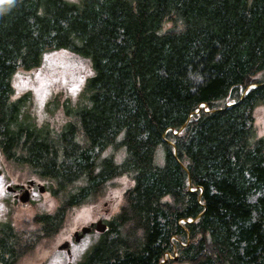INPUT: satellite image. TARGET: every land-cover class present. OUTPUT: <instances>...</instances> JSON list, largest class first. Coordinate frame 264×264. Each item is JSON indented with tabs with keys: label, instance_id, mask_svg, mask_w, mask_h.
I'll return each mask as SVG.
<instances>
[{
	"label": "trees",
	"instance_id": "1",
	"mask_svg": "<svg viewBox=\"0 0 264 264\" xmlns=\"http://www.w3.org/2000/svg\"><path fill=\"white\" fill-rule=\"evenodd\" d=\"M60 49L94 75L57 130L13 99L12 79ZM261 106L264 0L0 3V153L61 204L32 233L0 224V264L123 176L133 186L80 264H264ZM118 147L122 160L107 155Z\"/></svg>",
	"mask_w": 264,
	"mask_h": 264
},
{
	"label": "rangeland",
	"instance_id": "2",
	"mask_svg": "<svg viewBox=\"0 0 264 264\" xmlns=\"http://www.w3.org/2000/svg\"><path fill=\"white\" fill-rule=\"evenodd\" d=\"M93 75L94 68L89 58L68 49L49 51L44 54L39 67L30 71L20 70L13 76V99L26 97L28 110L37 116L40 124L51 123L52 127L59 130L69 120L65 115L66 105L74 107L79 102L87 101L86 83ZM255 124L258 136L264 139V106L257 109ZM161 149H158L159 157ZM112 152L116 159H123L124 151L120 147L108 151L107 155ZM32 179L47 189L41 193L36 184L31 201L22 203L19 197L24 191L15 197L8 187L27 185ZM132 186V180L126 176L112 179L103 195L95 202L71 208L57 233L40 238L16 264H80L100 239V233L85 234L79 242L75 241V233L101 219L104 222L112 220L120 210L125 191ZM60 206V200L54 196L49 181L31 175L27 169L21 170L7 163L0 153V224L10 223L32 233L35 229L31 220L36 215L55 213ZM66 242L70 243L71 255L67 250L59 249Z\"/></svg>",
	"mask_w": 264,
	"mask_h": 264
},
{
	"label": "water",
	"instance_id": "3",
	"mask_svg": "<svg viewBox=\"0 0 264 264\" xmlns=\"http://www.w3.org/2000/svg\"><path fill=\"white\" fill-rule=\"evenodd\" d=\"M35 184V181H29L28 183V186H32ZM38 185V189H39V192L41 193H44L46 191V187L44 185H41V184H37ZM27 187V189L24 191V193L19 197V200L22 202V203H28L30 202L31 200V192H30V188ZM9 191H13L15 188L13 187H8ZM100 224H103L102 221H98L97 224H96V229L103 233L105 231H107V226L106 224L103 225V227L100 226ZM91 231V227H84L81 232H76L75 235H74V238H75V241L76 242H79L81 238L84 237L85 234L89 233ZM69 245L70 243L69 242H66V243H63L59 249L60 250H68V253L70 254L71 253V250L69 248Z\"/></svg>",
	"mask_w": 264,
	"mask_h": 264
},
{
	"label": "flooded vegetation",
	"instance_id": "4",
	"mask_svg": "<svg viewBox=\"0 0 264 264\" xmlns=\"http://www.w3.org/2000/svg\"><path fill=\"white\" fill-rule=\"evenodd\" d=\"M36 184H38L36 181H35V184L34 185H32V186H28V184L27 185H25V184H22V185H15L14 186V190L12 191V193H14L15 194V197L17 196V195H19L20 193H22L23 191H25V189L27 188V187H29L30 188V192H31V199H32V195H33V193H34V190H35V188H36ZM18 201V200H17ZM99 221H102V223L103 224H100V226L101 227H103V225H105L106 224V226H107V222H104V220L103 219H101V220H99ZM96 224L97 223H92L89 227H91V231L89 232V233H87V234H90V233H101V232H99L97 229H96ZM86 234V235H87ZM69 248H70V250H71V246L69 245ZM63 251V250H62ZM67 252H68V250H67ZM69 254V253H68ZM69 255H71V254H69Z\"/></svg>",
	"mask_w": 264,
	"mask_h": 264
},
{
	"label": "snow or ice",
	"instance_id": "5",
	"mask_svg": "<svg viewBox=\"0 0 264 264\" xmlns=\"http://www.w3.org/2000/svg\"><path fill=\"white\" fill-rule=\"evenodd\" d=\"M13 2V0H0V3H12Z\"/></svg>",
	"mask_w": 264,
	"mask_h": 264
}]
</instances>
